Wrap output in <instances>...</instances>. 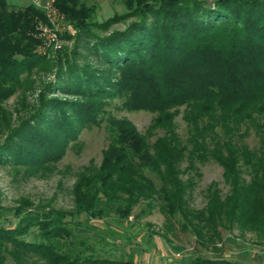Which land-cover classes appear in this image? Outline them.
I'll return each mask as SVG.
<instances>
[{"label":"trees","instance_id":"1","mask_svg":"<svg viewBox=\"0 0 264 264\" xmlns=\"http://www.w3.org/2000/svg\"><path fill=\"white\" fill-rule=\"evenodd\" d=\"M122 3L124 12L95 19L94 4L53 0L75 44L84 41L105 67H79L66 59L73 50L58 52L57 82L44 84L14 123L3 103L16 94L21 109L31 71L49 69L51 60L33 52L43 13L0 0V164L48 169L88 124L104 121L108 138L98 166L76 173L69 210L24 198L0 205V264H137L95 256L80 231L91 219L125 221L153 209L163 216L157 235L166 242L178 231L215 253L223 233L235 230L264 244V0ZM54 91L79 100H58ZM114 97L128 111L152 115L143 133L103 109ZM207 162L220 167L226 191L208 185L203 206L193 208ZM169 264L239 263L196 254Z\"/></svg>","mask_w":264,"mask_h":264},{"label":"rangeland","instance_id":"2","mask_svg":"<svg viewBox=\"0 0 264 264\" xmlns=\"http://www.w3.org/2000/svg\"><path fill=\"white\" fill-rule=\"evenodd\" d=\"M9 9L34 5L42 13V5L48 0H5ZM86 5H95V19H105L112 14L124 12L123 0H82ZM210 4L213 0H202ZM60 24L53 28L55 43L59 49L49 47L42 52L38 45L33 52L37 56H44L51 60L49 69H33L28 77V85L22 88L23 107L18 105V97L12 95L3 103V107L10 113L11 118L18 120L34 106L36 94L44 84L57 82L56 59L58 52L64 51L69 54L73 50L71 59L79 67L104 68L105 66L90 51L87 44L80 40L75 44L74 29L64 21L60 15ZM43 24L45 19H43ZM37 28V23L35 24ZM114 28H122L118 23ZM37 31V30H36ZM70 38H67V37ZM36 38L39 39L38 31ZM75 44V45H74ZM25 75L21 74V78ZM60 83L65 81V76H60ZM52 97L58 100L74 101L79 96L67 95L54 91ZM103 109L116 118H125L140 133H143L151 119V114L144 110L128 111L121 106V99L114 97L103 103ZM20 111L16 114L15 109ZM24 108L28 109L27 111ZM18 115V116H17ZM16 116L18 118H16ZM97 119H99L97 117ZM16 121L14 123H16ZM175 122L179 133H183V124L177 116ZM100 126L90 125L79 130L75 140L67 143V148L62 157L48 169L24 172L23 167H10L0 164V205L5 208L16 206V200L27 199L34 206H45L56 209L69 210L72 207L71 187L76 173L91 162L98 166L101 159V151L106 147L108 138L105 129ZM0 135V142L2 140ZM215 183L216 187L225 193L226 187L221 177V169L213 162H207L200 166V177L195 179V188L190 198L193 208H201L205 202L204 194L208 185ZM138 213L135 207L132 214ZM7 216L5 220H8ZM4 222L6 223L7 221ZM163 216L157 209L137 218L128 217L127 220H119L114 217L104 219H91L86 222L85 229L80 231L82 239L94 245V255L115 261L137 264H169L186 263L193 255L202 257L223 258L239 264H264V244H257L254 236L250 233L239 235L235 230L228 235L223 233L221 242L218 243L219 251L212 252L207 249H199L194 239L188 234L173 231L168 234L169 242L164 241L157 233L162 232Z\"/></svg>","mask_w":264,"mask_h":264},{"label":"built area","instance_id":"3","mask_svg":"<svg viewBox=\"0 0 264 264\" xmlns=\"http://www.w3.org/2000/svg\"><path fill=\"white\" fill-rule=\"evenodd\" d=\"M42 9L45 23H37L36 29L41 41L40 45H38V49L42 52L47 51V49L51 46H53L54 49H59V46L54 44L56 35L53 32V28L56 29V26L60 24V14L53 6V0L45 2V4L42 5Z\"/></svg>","mask_w":264,"mask_h":264}]
</instances>
